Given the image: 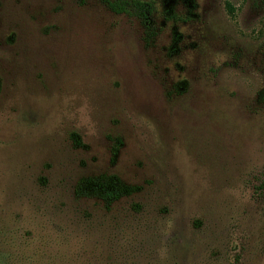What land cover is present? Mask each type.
Returning <instances> with one entry per match:
<instances>
[{"label":"rangeland","instance_id":"rangeland-1","mask_svg":"<svg viewBox=\"0 0 264 264\" xmlns=\"http://www.w3.org/2000/svg\"><path fill=\"white\" fill-rule=\"evenodd\" d=\"M154 1L0 0V264H264V0Z\"/></svg>","mask_w":264,"mask_h":264},{"label":"trees","instance_id":"trees-1","mask_svg":"<svg viewBox=\"0 0 264 264\" xmlns=\"http://www.w3.org/2000/svg\"><path fill=\"white\" fill-rule=\"evenodd\" d=\"M105 8L115 14H126L135 18L144 30V40L152 42L157 35L153 25L156 11L154 0H101ZM231 9L229 3L225 4ZM170 18L179 20L174 15ZM120 140L116 139L111 147V162L117 155ZM137 190L136 187L122 182L115 175H97L80 179L74 189L76 197L95 198L105 204L113 203L123 197L130 196Z\"/></svg>","mask_w":264,"mask_h":264}]
</instances>
